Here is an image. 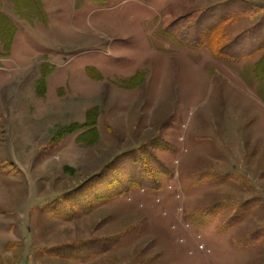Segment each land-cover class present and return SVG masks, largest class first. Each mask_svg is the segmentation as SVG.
I'll list each match as a JSON object with an SVG mask.
<instances>
[{
	"label": "rangeland",
	"instance_id": "rangeland-1",
	"mask_svg": "<svg viewBox=\"0 0 264 264\" xmlns=\"http://www.w3.org/2000/svg\"><path fill=\"white\" fill-rule=\"evenodd\" d=\"M0 264H264V0H0Z\"/></svg>",
	"mask_w": 264,
	"mask_h": 264
}]
</instances>
